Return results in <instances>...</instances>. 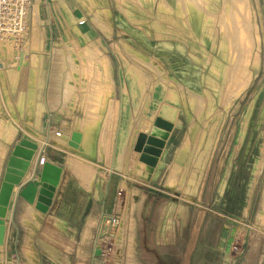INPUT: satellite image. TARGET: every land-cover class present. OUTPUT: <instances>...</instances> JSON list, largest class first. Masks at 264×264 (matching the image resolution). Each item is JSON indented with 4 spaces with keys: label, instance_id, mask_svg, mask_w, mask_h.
Returning a JSON list of instances; mask_svg holds the SVG:
<instances>
[{
    "label": "rangeland",
    "instance_id": "374dc122",
    "mask_svg": "<svg viewBox=\"0 0 264 264\" xmlns=\"http://www.w3.org/2000/svg\"><path fill=\"white\" fill-rule=\"evenodd\" d=\"M97 1L65 0L63 10L42 0L36 12L34 3L30 34L20 46L28 55L41 42L39 113L46 111L43 120L49 112L64 123L40 129L39 149L52 143L55 131L70 136L77 130L86 154L67 147L69 155L89 162L92 178L106 162L110 173L100 174L116 179L108 211L92 219L93 245L72 251V264L89 254L94 264H238L244 246L264 245V0H220L215 13L210 1L198 0L197 21L183 8L194 0ZM103 7L110 16L99 14ZM48 23L54 34L46 41ZM87 46L95 60L84 57ZM6 57L8 63L0 59L1 73L9 66L11 55ZM60 57L65 66L52 79ZM24 74L19 92L27 89ZM158 90L161 96L148 109ZM165 101L177 105V122L164 140V164L154 179L143 181L133 174L142 153L134 149L136 139L139 129L150 131ZM34 104L26 105V123ZM143 122L150 126L141 128ZM159 216L183 218L169 250L155 245Z\"/></svg>",
    "mask_w": 264,
    "mask_h": 264
},
{
    "label": "crops",
    "instance_id": "0c3cea01",
    "mask_svg": "<svg viewBox=\"0 0 264 264\" xmlns=\"http://www.w3.org/2000/svg\"><path fill=\"white\" fill-rule=\"evenodd\" d=\"M50 1L51 4H55L57 7L60 5L61 8H63L65 4V0ZM195 7L197 8L198 5H194V3H186L185 6H183L184 11L190 14V18L197 21L196 15L193 16V14L197 13ZM109 11L111 13L110 9ZM83 23L84 21L81 20L79 24ZM47 29H49L50 36H46V41L52 40L54 33L51 23H48L47 27H45V35H47ZM43 55H47L49 58V54L44 53ZM27 56H25L26 60H28ZM6 59L8 58L2 60L6 61ZM7 68L8 69H6V67L4 68L6 71L3 69L5 73L0 72V184L13 146L23 137H27L29 140L35 142L38 148L36 147L29 166L20 181V185L28 182V180H32L33 177L37 178L35 173L37 169L41 167L37 161L39 160V155L42 153L41 156L44 157V161L48 160L59 165L62 168V173L60 181L55 187L51 205L45 213L40 212L35 207L36 197L32 203L22 196H17L15 194L17 186H15L6 217L3 221L4 234L3 240L0 242V264H72V251L82 246L93 245V240L90 237L88 238V235L91 234L92 236L95 231V225H92V219L95 218V216H103L104 213L108 211L110 201L115 197L116 179L111 178L112 176L108 178V176H102V174H100L101 170H103V173H107V175L110 173V171H107L106 162H103L105 164L103 167H99L97 176L92 178L89 162L80 157L69 155L67 147L73 148L75 152L86 154V149L83 145L82 148L80 144H78L76 148L69 145L72 132L77 130H73L70 136L65 135L66 132L61 134L59 136L60 138L58 137L57 139L52 136V143L48 145L45 150L39 149V146L42 145V133L40 129L44 131L49 126L62 127L64 125L63 120L53 117L48 114L49 112H47L46 119L43 120L42 117L46 111L39 113L43 105L36 100V93L33 108L34 115L30 120L31 122H24L25 118H27L26 116L24 118L26 91L19 92L17 82L20 81L21 73L24 71L26 77L24 86L27 87L29 82L28 69L26 73V66L22 65L21 68L18 69V65L16 66L14 63L9 64ZM0 71H2L1 68ZM36 75L37 92L43 86L44 76L43 73L38 70H36ZM5 79H7L8 84H6ZM17 92H19L18 97L16 96ZM156 95L157 97L161 96V91L158 90L157 93L155 92L151 95L148 109L152 107L150 104L152 105ZM162 103L177 107L176 104H172L169 101ZM159 106L156 110H158ZM112 116L113 112L111 118ZM111 124H113V120ZM139 132H141V129H139ZM121 134L122 132L120 135ZM61 137L63 139H61ZM165 150L166 144L162 149L161 158L152 179L155 178L159 168L164 164L163 155ZM98 157H100V154H98ZM102 161H105V159ZM110 175L111 174H109V176ZM165 186L168 185L165 184ZM177 217L178 216L158 217L157 224L160 231L155 233V239L157 238V240H155V245H160L165 250H169L170 247H172L176 238V229H178L176 227H182L183 225H179L178 223L183 218L180 219ZM202 217L200 220L201 222L196 224L193 234L194 241H196L199 234V228L203 222ZM252 232L253 234L251 237H255L257 231L252 230ZM160 238H162L163 241H160ZM85 250L86 249H83V251ZM187 252L188 250L186 249L184 257L186 260ZM179 253L181 257L182 250L179 249ZM233 253L236 252L234 247L231 246V258L234 259L235 256ZM246 253L249 254L248 257H244ZM55 254H63L64 257L62 258ZM95 255H99V251L97 254L95 253ZM169 255H171L170 252ZM59 257L63 260H59ZM237 257L239 258L238 264H264V245L248 244L243 247L241 254L237 255ZM65 258H67V260H65ZM55 259H57V262ZM75 264H94L92 254H89L87 258L81 257L77 259Z\"/></svg>",
    "mask_w": 264,
    "mask_h": 264
},
{
    "label": "water",
    "instance_id": "95a60500",
    "mask_svg": "<svg viewBox=\"0 0 264 264\" xmlns=\"http://www.w3.org/2000/svg\"><path fill=\"white\" fill-rule=\"evenodd\" d=\"M167 136L168 134H163L161 141L159 140L157 142L155 138L152 137V131L148 137L144 133H139L134 147L137 151L142 150L139 160L151 166H155L157 157L160 154L159 147L163 145V141ZM80 138V132L73 131L69 145L77 147ZM152 142L157 143L159 145L158 148H150L148 144ZM36 147V143L29 140L27 137L21 138L13 146L0 184V219H2V221H4L6 217L15 186H17V190L15 191L17 196H22L32 203L36 197L35 207L40 212L45 213L51 205L55 187L58 185L62 173V168L59 165L48 160L44 161L35 173L37 178L33 177L32 180H28V182L20 185V181L29 166ZM147 152H151V154L147 155ZM228 247L227 245L226 251L229 250ZM96 252H98L97 249Z\"/></svg>",
    "mask_w": 264,
    "mask_h": 264
},
{
    "label": "bare ground",
    "instance_id": "6f19581e",
    "mask_svg": "<svg viewBox=\"0 0 264 264\" xmlns=\"http://www.w3.org/2000/svg\"><path fill=\"white\" fill-rule=\"evenodd\" d=\"M208 1H210V2H206L208 4V9L212 13L213 12L215 13L216 9H217V3L220 0H208ZM40 2H42V0H34V1H32V4L35 3L34 4V8H33L34 12L37 11ZM97 2H98L97 0H93V3L96 4ZM194 2L196 4H198V0H194ZM85 3H87V2L85 1ZM99 14L110 16L111 13H110V11H109V9L107 7H103ZM33 18L36 21V13L33 15ZM255 38L259 39L257 33L255 35ZM18 43H20V42H18ZM9 50H11V49H9V47L6 48V45L3 46L2 44H0V52L3 53V54L4 53L6 54L3 57H1V59L7 58L6 57L7 54L9 56L11 55L9 64L14 63V64H16V66L18 65V69H20L21 66L23 65V66H26L27 69H28V81L29 82H28L27 89H26V100H25V107H26V105L29 106V103L31 101L35 102V94H36V86H37V75H36L37 68H36V64L38 62L39 53H41L43 51L42 50V45H41V42H34L33 45L30 47L31 53H29L28 56H27V54H25L24 49H21L20 46L17 48L16 53H14L15 50H12L11 53H10ZM83 54H84L85 58H87V59H92L93 58V60H95L96 54L93 51L92 47H90V46L85 47L83 49ZM13 55H16L17 58L16 57H15L16 59L13 58L12 57ZM25 56L28 57V60L25 59ZM6 60H8V59H6ZM64 66H65V63L63 62V57H60L59 60L56 63H54L52 79H54V77L57 74V72H59L61 69H63ZM212 68L218 69L220 67L217 64H213ZM235 69H233L234 73H235ZM237 81H238V79L235 77L233 85H235ZM230 85H231V78H230ZM233 89H234V87H233ZM33 108H34V105H33ZM177 110H178V108L175 107V106H172V105L167 104V103H161L159 108H158V110H157V113H156L157 115L154 118V120L152 121V126L150 128V131L148 129V131H147V133H145V135L148 134V133L150 134V132L152 131V137H154L157 142L159 140L161 141L162 135L163 134L164 135L165 134H169L171 129L173 128V126L177 122V120H176V118H177L176 117ZM124 121H125V119H124ZM124 121H123V124H124ZM146 123H150V122L146 121ZM146 123L143 122L141 128H143V127L144 128H148L150 126L149 124H146ZM141 132H142V130H141ZM141 132H139V133H141ZM148 135H147V137H148ZM81 137H82V135H81ZM80 140H81V138H80ZM79 142H78V144H79ZM78 144H77V147H78ZM145 145H146V142H145ZM148 146L150 148H155L156 149V148H158L159 145L157 143H153L152 142V143H149ZM164 146H165V144H164V141H163V145L159 147L160 148V154L157 157V163H156L155 166H151V165H149V164H147V163H145V162H143L141 160H137L136 161V163H135V165L133 167V174L137 178H139V179H141L143 181H149L150 179L153 178V174H154V172L156 170V167H157V165L159 163V160L161 158V153H162V149H163ZM119 151H120V140L118 141V152ZM146 154L150 155L151 152H147ZM175 167H173V168H175ZM263 214H262V216H263ZM129 226H130V224H129ZM3 234H4V226H3L2 219H0V242H2V240H3Z\"/></svg>",
    "mask_w": 264,
    "mask_h": 264
},
{
    "label": "built area",
    "instance_id": "2783aa9c",
    "mask_svg": "<svg viewBox=\"0 0 264 264\" xmlns=\"http://www.w3.org/2000/svg\"><path fill=\"white\" fill-rule=\"evenodd\" d=\"M34 0H0V44L6 48L23 45L29 32V8ZM32 18V17H31ZM20 42V43H18ZM60 136V131H55L53 136ZM44 157L40 156L38 164L42 165Z\"/></svg>",
    "mask_w": 264,
    "mask_h": 264
}]
</instances>
